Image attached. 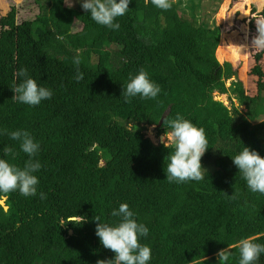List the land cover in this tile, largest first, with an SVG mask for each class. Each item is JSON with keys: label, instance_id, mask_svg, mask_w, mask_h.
<instances>
[{"label": "trees", "instance_id": "trees-1", "mask_svg": "<svg viewBox=\"0 0 264 264\" xmlns=\"http://www.w3.org/2000/svg\"><path fill=\"white\" fill-rule=\"evenodd\" d=\"M33 1L39 12L22 23L15 7L1 17L5 5L0 3V158L24 167L30 157L9 133L26 130L40 144L35 159L41 163L35 196L0 195L8 197L9 206L6 211L0 205V264L114 259L96 235L100 221L94 217L114 225L120 218L112 212L122 203L149 229L141 237L151 248L148 264H192L194 259L195 264H219L217 253L241 239L255 236L264 244V194L248 188L233 162L245 146L264 157V73L259 65L252 72L256 95L236 81L227 89L235 70L216 57L220 27L204 19L206 9L201 7L199 20L193 13V23H186L174 0L168 10L151 0H131L115 30L97 24L84 9L64 6L66 0ZM243 7L246 28L252 30L254 0H235L233 12ZM246 42L242 37L236 46ZM236 46H222L220 61L229 58L226 48L232 49L233 61L243 58ZM77 56L84 74L80 82L74 79ZM21 68L53 91L51 99L36 106L12 99L11 88L19 82L14 73ZM141 69L161 92L154 99L138 95L125 102L123 86ZM229 90L242 111L215 98L214 92ZM165 113V119L180 114L204 128L209 148L201 158L207 170L203 180H166L170 149L143 132ZM155 130L164 134V121ZM6 146L14 159L4 157ZM239 259L238 248H232L227 264ZM254 264H264V253Z\"/></svg>", "mask_w": 264, "mask_h": 264}, {"label": "clouds", "instance_id": "clouds-1", "mask_svg": "<svg viewBox=\"0 0 264 264\" xmlns=\"http://www.w3.org/2000/svg\"><path fill=\"white\" fill-rule=\"evenodd\" d=\"M79 2L97 24L118 30L120 25L115 21L126 14L131 0H79ZM151 3L161 10L172 7L170 0H151ZM252 19L255 20L257 34L251 39V50L248 45L236 46L245 54L249 51L257 53L264 51V16L252 17ZM73 63L77 67L74 79L80 82L84 79V74L79 71L81 63L79 56L74 58ZM14 77L19 81L11 88L15 93L12 97L15 101L36 106L42 100L51 99L53 96V91L39 86L37 81L29 76L26 68L19 69L14 73ZM123 87L121 96L125 102H131V98L138 95L142 99H154L161 92V87L151 81L148 72L143 69L130 77L129 82ZM164 126L167 131L160 139L164 147L170 149L165 158L166 180L176 183L203 180L207 170L202 166L201 158L209 148L204 128L197 127L180 114L174 119H165ZM9 135L12 140L19 142L21 151L30 159L21 168L10 163L9 159L0 158V195L19 191L25 197L35 196L39 184L35 173L41 169V163L35 157L40 151V144L26 130L12 131ZM3 153L4 157L15 158L11 147H4ZM233 162L248 188L252 192L264 194V157L245 146L233 157ZM40 196L44 198V193H40ZM112 216L119 217V222L110 225L101 222L99 216L94 217L95 221H100L96 225V235L101 244L115 253L114 259L99 260L97 264H148L151 259V248L141 243V237H146L149 229L137 222L135 213L127 203H122L117 210H113ZM84 220L85 218L81 223ZM255 241V236H249L239 240L236 245H229L227 249L220 250L217 253L219 264H227L232 248H238L239 264H254L261 253H264V244ZM192 264H195V259Z\"/></svg>", "mask_w": 264, "mask_h": 264}, {"label": "rangeland", "instance_id": "rangeland-1", "mask_svg": "<svg viewBox=\"0 0 264 264\" xmlns=\"http://www.w3.org/2000/svg\"><path fill=\"white\" fill-rule=\"evenodd\" d=\"M178 3L177 15L186 23H193L194 17L191 15L194 13L196 15V20H199L201 15V7L206 9L204 19L208 20L210 25L220 27V42L216 49V57L220 64L224 65L225 63L231 64L232 70L231 76L227 79L226 87L230 89L232 82L236 81L237 84L243 86L248 93L256 95L258 93V84L256 76L252 72L256 66L259 65V68L264 73V51L262 52H252L249 51L243 58L237 61H233L232 49H224V54L229 58H221L220 61V52L222 51V46L234 47L240 43V38L247 40L246 45L250 46L251 39L257 34V29L255 20L253 19V25L255 27L252 30H248L246 27L247 17L244 15V8L240 9V12L236 10L234 13V4L235 0H175ZM5 5V11L1 15L4 17L11 12L12 8L15 7L17 10L18 23L24 22L29 16V20H34L39 10L33 0H3L1 1ZM0 2V3H1ZM210 2L212 4L208 5ZM254 5L256 7V17L264 16V2L262 0H254ZM64 6L83 10L79 0H66ZM49 9V6H47ZM193 8V9H191ZM184 13V14H182ZM236 13L237 17H236ZM23 15V16H20ZM181 15L183 17H181ZM236 18V19H235ZM255 18V17H254ZM21 19V20H20ZM81 29L80 24H76L75 31ZM251 50V48H250ZM231 56V58H230ZM215 98L221 100L226 106L232 109L233 105L238 108L240 111V101L237 96L229 90L227 94H220L214 92ZM240 107V108H239ZM264 120V119H263ZM254 123H256L253 120ZM147 128L143 130L145 135L151 139L155 144L159 143V136L156 132V126H146ZM7 202V201H6Z\"/></svg>", "mask_w": 264, "mask_h": 264}, {"label": "water", "instance_id": "water-1", "mask_svg": "<svg viewBox=\"0 0 264 264\" xmlns=\"http://www.w3.org/2000/svg\"><path fill=\"white\" fill-rule=\"evenodd\" d=\"M220 101H221V100H220ZM166 114H167V113L164 114V116L161 118L159 124H158L156 127H161V126H162V123H163V121H164V119H165V117H166ZM163 135H164V134L159 135V143H157V144H163V143L161 142V139H160ZM3 200H6V198H5V197H2V199H0V203H2ZM72 219L74 220L75 218H72ZM70 233H72V231H71Z\"/></svg>", "mask_w": 264, "mask_h": 264}, {"label": "bare ground", "instance_id": "bare-ground-1", "mask_svg": "<svg viewBox=\"0 0 264 264\" xmlns=\"http://www.w3.org/2000/svg\"><path fill=\"white\" fill-rule=\"evenodd\" d=\"M3 197H5L6 200H3L2 203H0V205L3 206L6 211H8L9 210V206L6 203V201L8 200V197H6V196H3ZM0 199H2V197Z\"/></svg>", "mask_w": 264, "mask_h": 264}]
</instances>
